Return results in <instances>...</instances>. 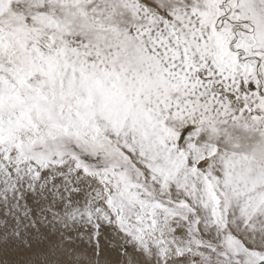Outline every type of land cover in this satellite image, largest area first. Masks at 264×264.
I'll return each mask as SVG.
<instances>
[{"label":"snow or ice","instance_id":"1","mask_svg":"<svg viewBox=\"0 0 264 264\" xmlns=\"http://www.w3.org/2000/svg\"><path fill=\"white\" fill-rule=\"evenodd\" d=\"M0 264H264V0H0Z\"/></svg>","mask_w":264,"mask_h":264}]
</instances>
